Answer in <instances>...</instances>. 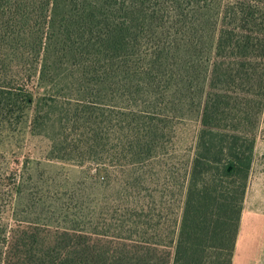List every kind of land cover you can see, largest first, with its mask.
I'll list each match as a JSON object with an SVG mask.
<instances>
[{
	"label": "trees",
	"instance_id": "16d2710c",
	"mask_svg": "<svg viewBox=\"0 0 264 264\" xmlns=\"http://www.w3.org/2000/svg\"><path fill=\"white\" fill-rule=\"evenodd\" d=\"M263 103L264 0H0V129L26 119L44 160L84 168L101 190L76 222L29 219L16 209L28 170L0 163V264H142L109 241L168 243L171 264H232L255 138L220 125H255ZM194 113L172 232L156 190L147 204L133 195L159 183L175 123Z\"/></svg>",
	"mask_w": 264,
	"mask_h": 264
},
{
	"label": "rangeland",
	"instance_id": "374dc122",
	"mask_svg": "<svg viewBox=\"0 0 264 264\" xmlns=\"http://www.w3.org/2000/svg\"><path fill=\"white\" fill-rule=\"evenodd\" d=\"M181 118L175 123V137L168 150L170 156L164 159L165 173L162 171L160 174L159 183L155 174L152 180L146 183V190L133 192V196L136 195V198L147 204L150 188L156 190L155 195H160L169 208L168 218L173 222L176 219L178 221L177 228L172 222V232L174 228L176 231L178 229L183 201L182 183L194 156L196 134L201 126L202 114H183ZM223 121L225 123L220 125L222 128L248 130L255 138L253 161L232 264H264V103L253 126L239 125L250 122L241 123L240 119L231 118V114ZM28 124L25 119L15 130L0 129V163L8 167V172L17 171L22 174L28 170L29 173L24 175L27 177L22 189L24 198L16 209L23 211L29 219L37 216L41 220L50 215L52 221L57 220L60 224L80 220L81 211L86 212L84 209L88 207L86 197L89 196L92 200L100 198L101 190L91 181L85 180L84 168L44 160L47 143L42 138L31 137ZM151 173L154 174L153 171ZM112 189L107 187L105 191L110 195L116 190L119 191L118 187L113 189L115 192ZM104 243L110 248L111 255L115 258H125L128 262L172 263L173 248L168 243L155 246L121 241Z\"/></svg>",
	"mask_w": 264,
	"mask_h": 264
}]
</instances>
